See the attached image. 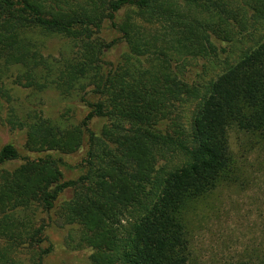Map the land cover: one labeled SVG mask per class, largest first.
Segmentation results:
<instances>
[{
    "label": "trees",
    "instance_id": "obj_1",
    "mask_svg": "<svg viewBox=\"0 0 264 264\" xmlns=\"http://www.w3.org/2000/svg\"><path fill=\"white\" fill-rule=\"evenodd\" d=\"M105 22L118 37L101 36ZM51 38L63 41L54 56ZM47 90L88 112L45 117ZM2 107L29 153L87 149L76 179L50 154L0 171V264H45L41 214L69 226L67 246L89 248L91 264H186L183 211L234 164L228 127L264 136V0H0ZM19 157L0 148V164Z\"/></svg>",
    "mask_w": 264,
    "mask_h": 264
},
{
    "label": "rangeland",
    "instance_id": "obj_2",
    "mask_svg": "<svg viewBox=\"0 0 264 264\" xmlns=\"http://www.w3.org/2000/svg\"><path fill=\"white\" fill-rule=\"evenodd\" d=\"M122 13L117 16L120 17ZM101 36L110 41L118 37L109 22L103 24ZM63 41L51 38L44 49L45 55H57ZM123 43L117 42L103 55L105 61L115 64L123 50ZM195 74L201 69V62L188 68ZM203 73V71L201 72ZM210 75V74H208ZM11 93L20 101L27 96V90L11 85ZM45 117L56 118L68 107L72 120L79 122L88 112L83 105H71L54 90H47L40 96ZM0 108V118L4 116ZM102 119H94L90 129L99 131L104 124ZM228 141L234 164L217 183L215 188L196 200L190 201L183 211L187 229L188 260L186 264H239L241 262H264V136L239 129L236 125L228 127ZM12 143L20 157L0 164L1 170L12 171L24 158H36L50 154L59 160L62 180L76 179L84 173L83 159L87 145L71 154L53 151L41 154L29 153L24 148L25 131L10 129L0 120V148ZM71 191H65L58 203L68 199ZM49 225L45 229V245L52 246L45 264H91L89 248H70L67 246L69 226L59 227L48 215L41 214ZM73 233V236L76 233Z\"/></svg>",
    "mask_w": 264,
    "mask_h": 264
}]
</instances>
